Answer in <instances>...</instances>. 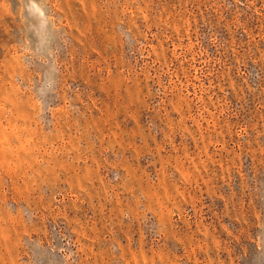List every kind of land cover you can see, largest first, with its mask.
Returning <instances> with one entry per match:
<instances>
[{"label":"rangeland","instance_id":"1","mask_svg":"<svg viewBox=\"0 0 264 264\" xmlns=\"http://www.w3.org/2000/svg\"><path fill=\"white\" fill-rule=\"evenodd\" d=\"M0 264H264V0H0Z\"/></svg>","mask_w":264,"mask_h":264}]
</instances>
